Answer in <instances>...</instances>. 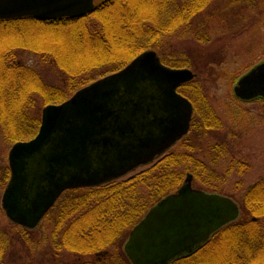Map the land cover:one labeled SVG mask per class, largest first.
I'll use <instances>...</instances> for the list:
<instances>
[{"label":"trees","instance_id":"1","mask_svg":"<svg viewBox=\"0 0 264 264\" xmlns=\"http://www.w3.org/2000/svg\"><path fill=\"white\" fill-rule=\"evenodd\" d=\"M213 1L103 0L80 18L49 21H37L31 17L0 19V38L11 36L0 43V128L3 140L13 144L35 135L40 123L39 113L35 114L36 100L45 106L61 103L68 97L62 89L43 84L31 67L10 62L19 51L49 56L53 64L72 79L93 71L103 77L148 50L155 51L166 66L193 68L188 61H167L165 44ZM34 30L38 33L32 34L34 37L41 33L64 36L66 45L72 46L79 54L70 53L57 42H33L30 33ZM21 37L27 41H21ZM178 93L193 106L192 131L199 129L204 134L221 128L220 116L202 94L196 80L178 87ZM191 149L188 145L184 150L160 157L149 169L125 181L116 180L62 193L45 215L47 217L50 213L53 217L49 235L52 248L96 257L94 261L77 264H130L120 250L122 241L155 202L183 183L186 173L207 191L220 192L219 186L225 178L216 180L213 171L201 157L191 153ZM1 162L0 158V189H4L10 173L8 166ZM230 174L227 171L225 176ZM237 204L240 208L237 221L222 227L193 254L170 264H264V177L248 186ZM34 230L22 228L18 236L27 241V235ZM12 239L0 232L2 264H10L4 260L2 248L12 247ZM110 247L112 251L109 253L106 250Z\"/></svg>","mask_w":264,"mask_h":264},{"label":"water","instance_id":"2","mask_svg":"<svg viewBox=\"0 0 264 264\" xmlns=\"http://www.w3.org/2000/svg\"><path fill=\"white\" fill-rule=\"evenodd\" d=\"M101 1L0 0V19L80 18ZM193 78L148 50L65 101L44 106L36 135L8 151L10 176L0 200L6 218L34 229L62 192L111 182L158 158L188 133L192 105L177 89ZM232 93L242 102L264 100V61L241 75ZM191 179L131 228L122 246L131 264H170L191 255L239 217L231 198L192 188Z\"/></svg>","mask_w":264,"mask_h":264},{"label":"rangeland","instance_id":"3","mask_svg":"<svg viewBox=\"0 0 264 264\" xmlns=\"http://www.w3.org/2000/svg\"><path fill=\"white\" fill-rule=\"evenodd\" d=\"M88 21L92 20L89 18ZM180 30L166 41L164 57L167 61L182 60L194 65L193 68H187L194 74L193 80L197 81L200 91L220 116L222 124L219 130L204 134L199 129L191 130L184 140L177 142L162 157L190 145L191 153L203 159L216 180L225 178V182L219 186V193L227 194L237 202L248 186L264 177V102L242 103L232 93L235 80L264 61V0H214ZM30 34L34 37L38 33L34 30ZM8 37L11 36L1 37L0 43L7 41ZM58 37L41 33L31 40L48 44L57 42L59 47L79 54L72 46L66 45L64 36ZM20 39L27 41L24 37ZM10 62H20L31 67L43 84L62 89L68 95L66 99L78 89L101 78L97 76L99 72L93 71L72 79L63 74L49 56L26 51H19ZM36 103L35 114L38 112L41 117L44 106H41L39 99ZM12 145L3 140L0 128V158L5 166ZM157 160L137 167L117 181H125L149 169ZM227 171L231 174L225 176ZM187 174L190 175L186 173L183 182ZM192 187L207 191L194 180ZM2 191L0 189V199ZM52 220V214L49 213L24 241L18 236L22 228L8 221L1 210L0 232L13 238L12 247L2 248L4 260L10 264H77L96 259L95 255L80 256L55 251L49 242ZM123 243L124 240L119 246L120 250ZM106 251L110 253L112 247Z\"/></svg>","mask_w":264,"mask_h":264}]
</instances>
